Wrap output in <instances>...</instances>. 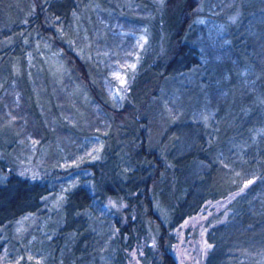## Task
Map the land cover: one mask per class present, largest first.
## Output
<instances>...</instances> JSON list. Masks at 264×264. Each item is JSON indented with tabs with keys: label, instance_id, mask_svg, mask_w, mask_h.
<instances>
[{
	"label": "trees",
	"instance_id": "trees-1",
	"mask_svg": "<svg viewBox=\"0 0 264 264\" xmlns=\"http://www.w3.org/2000/svg\"><path fill=\"white\" fill-rule=\"evenodd\" d=\"M126 4L0 0V256L18 238V219L42 215L67 175L74 182L62 194L67 202L79 200L70 225L44 221L51 227L43 241L49 243L45 264H59L62 246L65 264L99 263V256L101 264H126L133 247L140 249L141 264H174L172 227L203 200L231 193L226 206L233 246L217 254L216 239L207 233L211 247L202 264H264V0ZM109 14L146 24L152 41L119 106L107 98L103 68L91 51L94 36L103 34L100 16ZM203 20L214 24L213 39ZM166 93L173 96L168 110ZM157 95L163 117L154 114ZM181 119L194 135L183 159L208 163L195 177L200 192L193 199L182 177L185 163L150 145L151 132ZM123 126L133 129L131 139H122L132 160L114 164L119 173L112 186L98 191L91 185L90 191L88 171H96L98 160L64 168L55 162L57 141L66 148L82 134H96L97 143H105ZM28 138L35 150L42 148L41 160L19 158ZM156 197L162 210L154 207Z\"/></svg>",
	"mask_w": 264,
	"mask_h": 264
},
{
	"label": "rangeland",
	"instance_id": "rangeland-1",
	"mask_svg": "<svg viewBox=\"0 0 264 264\" xmlns=\"http://www.w3.org/2000/svg\"><path fill=\"white\" fill-rule=\"evenodd\" d=\"M124 1L127 2L126 6L128 7L129 0ZM200 7L199 5L198 9ZM99 21V27H101L100 29L103 34L100 38H96V35L94 36L91 51L103 68L102 78L104 79L107 98L110 100V103L119 106L127 96L126 93L129 91V83L140 62L141 55L147 47L151 48L150 29H148L146 24L124 22L122 19L112 16V14L105 17L100 16ZM202 26L207 37L213 39L217 36L213 23L203 20ZM189 77L187 75L179 80L186 82ZM158 91H161V89ZM158 97V95L157 97H153V102L155 103L153 110L157 117H163V110L158 106ZM172 102V94L166 93L162 103H164L167 110ZM168 112L166 111V114ZM118 120L120 121V119ZM175 123V126L171 124L169 126L164 125L162 129L158 128L159 130L151 132L150 140L152 143L150 145L157 146L163 155L173 157L179 160V162L182 161L185 163V169H183L184 175L182 177L185 185H187V189L190 188L189 197L193 199L200 192L195 177L199 172L202 174L208 170V167L205 168V163L207 165L208 163L206 160L202 161L203 163H199L197 160L183 159L188 149L187 147L192 145L194 135L190 129L191 127L184 119L177 120ZM132 135L133 129L123 126L114 128L111 134L105 139L108 140L109 138L110 141L105 143L101 141L98 144L96 134H82L78 142L72 143V146L66 148L57 141L58 146L55 162L59 168H64L75 165L77 162L90 163L98 160L96 171H88L90 175L89 187L91 192L95 191L91 185L98 191H102V187L112 186V183L117 182L113 178L118 175L119 171L114 164L117 161L132 160L130 154L124 155L123 149L126 145L122 140L124 137L131 139L133 137ZM64 139L68 143L72 142L67 137H64ZM24 141L18 147L19 158L25 162H29L32 156H36L37 160H41L43 151L41 150L42 148L39 150L34 149V139L28 138ZM190 141L191 143L189 145ZM103 145L105 148L101 158H99L100 149ZM107 156L109 157L107 158ZM33 170V167L29 165L28 173L32 174L34 172ZM76 171L79 172V170ZM132 175L134 176V173ZM130 179L132 180L134 178L130 176ZM73 182L74 178L72 176L67 177L66 175L64 177L54 197L52 199L49 198V201L53 203L47 207L42 215L32 214L28 217V215L24 214L18 219L16 224L19 229L18 238L14 242L11 241L6 250L4 249L0 256V264H26L29 259L31 263L35 264H45L48 261V250L46 246L49 243L45 242L43 244V241L50 236L51 227L46 226L45 223L49 220L52 222L57 221L61 225L65 224L66 226L72 223V209L74 204L78 203L79 199L76 196L73 201L69 200L67 202L62 191L66 187L71 186ZM83 183L88 185L85 181ZM113 188L116 187L113 185ZM232 196L233 193L223 200H203L196 213L183 217L180 222L172 227L171 233L173 234L174 241L171 243L169 251L174 264H202L203 259L211 247V244L206 239L207 233L216 239L214 249L217 254L226 250L227 246H233V227L229 226L230 212L226 206ZM169 197V193H166L163 198L168 199ZM154 207L157 210H162L163 206L158 197L154 200ZM144 224H146L145 221ZM4 246L6 248V245ZM64 248L62 246L57 253L59 255V264H65V260L61 256L65 252ZM127 253L129 257L126 259V264H141L138 259L140 253L139 248L133 247L127 250ZM20 257L21 259L23 257V260H20ZM98 259L102 261L103 257L101 258L99 256ZM101 261L99 263H93V261L89 260L87 263L101 264Z\"/></svg>",
	"mask_w": 264,
	"mask_h": 264
},
{
	"label": "snow or ice",
	"instance_id": "snow-or-ice-1",
	"mask_svg": "<svg viewBox=\"0 0 264 264\" xmlns=\"http://www.w3.org/2000/svg\"><path fill=\"white\" fill-rule=\"evenodd\" d=\"M249 183H251V181H249Z\"/></svg>",
	"mask_w": 264,
	"mask_h": 264
}]
</instances>
